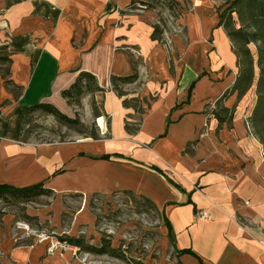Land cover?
<instances>
[{
	"label": "crops",
	"instance_id": "1",
	"mask_svg": "<svg viewBox=\"0 0 264 264\" xmlns=\"http://www.w3.org/2000/svg\"><path fill=\"white\" fill-rule=\"evenodd\" d=\"M134 1L151 2L0 0V184L41 183L84 199L131 192L167 220L174 250L192 252L179 254L180 264H264V156L246 125L245 94L230 91L236 56L217 0H174L184 32L161 41L151 37L152 13L137 14ZM134 68V81L116 80ZM82 72L98 89V137L24 138L33 105L71 113L63 91ZM130 99L141 115L124 105ZM138 119L127 132L126 121ZM201 211L208 218H197Z\"/></svg>",
	"mask_w": 264,
	"mask_h": 264
},
{
	"label": "rangeland",
	"instance_id": "2",
	"mask_svg": "<svg viewBox=\"0 0 264 264\" xmlns=\"http://www.w3.org/2000/svg\"><path fill=\"white\" fill-rule=\"evenodd\" d=\"M227 1L230 0H217V8L224 9ZM181 9L179 5L169 8L151 0L145 9L135 12L152 13V26L161 30V41L173 29L184 32L179 24ZM248 46L254 57L256 79V47ZM130 60L138 62L139 58L133 56ZM5 67L1 66L2 72ZM235 71L237 76V67ZM81 89V93L74 90L66 99L71 108L67 116L75 123H68L47 109L30 110L24 138L53 142L98 137L93 120L99 111L93 94L85 89L84 82ZM244 96L250 109L247 125L256 102L255 85ZM128 103L141 106L136 99ZM215 107L228 117L218 104ZM252 134L261 144L264 156L263 144ZM45 189L0 195V264H180L162 214L148 199L127 191L92 194L84 199L80 194L57 196ZM70 238L80 240V247L70 244ZM86 245L109 248L100 254L87 250Z\"/></svg>",
	"mask_w": 264,
	"mask_h": 264
},
{
	"label": "trees",
	"instance_id": "3",
	"mask_svg": "<svg viewBox=\"0 0 264 264\" xmlns=\"http://www.w3.org/2000/svg\"><path fill=\"white\" fill-rule=\"evenodd\" d=\"M155 2L167 6L169 8H173L177 5V2L174 0H154ZM132 7V4L130 5ZM219 8V7H218ZM221 7L219 8V10ZM218 24L222 26L231 42L234 54L236 56V67L238 68V74L235 78V81L231 87L230 91H236L237 97H242L253 85H255V93H256V102L250 118L247 121V126L251 133H255L256 137L259 138L260 142L264 146V0H230L227 1L226 7L221 9L219 12V22ZM161 30L158 26L153 28L151 37L152 39H161L160 38ZM249 44H254L256 47V65L258 67V75L255 79L254 72V57L249 48ZM1 61H5L6 58L0 57ZM83 78L87 81L85 83V89L89 92H93L98 90L94 85V77L87 72H82L80 78H78L69 89L63 91V95L68 98L72 96L73 91L76 90V93H81V84L83 82ZM137 78V73L134 68V72L132 75L128 77H118L116 80L124 83L131 82ZM115 79V78H113ZM114 90L117 94L121 95L120 90L114 85ZM227 95L225 92L218 102ZM124 105H128V100L123 101ZM217 103V102H216ZM147 104V103H146ZM135 111L141 115L143 112V108L139 106L136 108L134 105ZM47 109L48 111H52L56 116L61 118L62 120L68 123H75L76 120L68 117L67 115L59 112L56 108L52 107L50 104L40 103L33 105L27 110V113L30 110L34 109ZM221 110L228 115L227 108H221ZM217 116V115H216ZM231 115H228L230 118ZM220 121H224L226 119H222L217 116ZM227 118V117H226ZM139 120L130 124L126 121L125 129L129 133H134L137 131L139 127ZM254 131V132H253ZM92 138H96V136H91ZM42 188V184H34L25 187H14L7 184H0V195L5 193H30L35 191L36 189ZM44 190V189H43ZM46 191H51L50 189H45ZM164 224L169 233V223L164 218ZM69 243L72 245H77L80 247L81 241L78 239L70 238ZM85 248L90 251H94L96 253H104L107 252V245L100 247H90V245H86ZM110 252H113L111 250ZM176 254L182 253H192L189 249L175 250Z\"/></svg>",
	"mask_w": 264,
	"mask_h": 264
},
{
	"label": "built area",
	"instance_id": "4",
	"mask_svg": "<svg viewBox=\"0 0 264 264\" xmlns=\"http://www.w3.org/2000/svg\"><path fill=\"white\" fill-rule=\"evenodd\" d=\"M146 4L147 3L143 2V1H134L132 3V8H134L135 10L145 9ZM196 217L201 218V219H206V218H208V213L206 211H201V212L197 213Z\"/></svg>",
	"mask_w": 264,
	"mask_h": 264
},
{
	"label": "bare ground",
	"instance_id": "5",
	"mask_svg": "<svg viewBox=\"0 0 264 264\" xmlns=\"http://www.w3.org/2000/svg\"><path fill=\"white\" fill-rule=\"evenodd\" d=\"M98 123H99V125H101V126L103 125V122H102V118H101V117L98 118Z\"/></svg>",
	"mask_w": 264,
	"mask_h": 264
}]
</instances>
